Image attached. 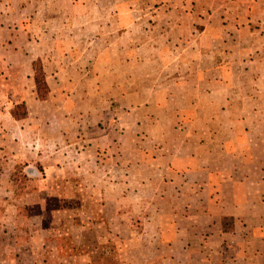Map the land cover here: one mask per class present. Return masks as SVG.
I'll list each match as a JSON object with an SVG mask.
<instances>
[{"label":"rangeland","instance_id":"obj_1","mask_svg":"<svg viewBox=\"0 0 264 264\" xmlns=\"http://www.w3.org/2000/svg\"><path fill=\"white\" fill-rule=\"evenodd\" d=\"M143 1L94 0L93 6L86 7L72 5L73 0H57V6L46 7L42 0H30V21L18 23L16 43L2 41L0 264H189L206 253L199 244L210 237L212 219L190 215L185 208L199 186L183 182L179 172L174 174L176 181L168 183L159 165L167 162L168 151L185 148L184 134L174 133V127L181 124L212 133L218 125L213 122L217 106L203 95L202 103L184 101V96L199 95L196 86L168 85L170 80L194 81L196 71L159 73L150 63L154 29L145 20L155 12ZM123 2L132 6L120 5ZM45 13L58 22L48 23L51 34L43 48ZM87 15L93 18L89 24ZM134 15L144 20L143 50L137 57L123 55V50L135 45L119 39L118 19ZM92 40L96 53L81 54ZM159 43L167 48L164 39ZM106 46L112 48L111 54L100 51ZM44 50L50 54L40 56ZM124 56L128 68L119 70ZM154 56L152 61L160 65L175 62L172 55ZM37 59L47 71L52 94L47 101L29 100L28 117L15 122L13 108L36 93L32 62ZM136 59L138 67L129 68ZM238 60L234 57L232 64ZM91 64L95 81L87 78ZM234 73L236 78L251 79ZM119 74L127 75L122 89L117 86ZM156 79L160 87H154ZM234 90L236 111L264 108L263 101L239 100V94L255 92L264 98V88ZM123 92L128 94L126 103L120 100ZM251 121L253 127L263 126L262 119ZM188 150L179 156L175 153L180 162L188 159ZM259 160L245 161L241 175ZM251 175L259 176L256 169ZM219 222L234 225L229 217Z\"/></svg>","mask_w":264,"mask_h":264},{"label":"crops","instance_id":"obj_2","mask_svg":"<svg viewBox=\"0 0 264 264\" xmlns=\"http://www.w3.org/2000/svg\"><path fill=\"white\" fill-rule=\"evenodd\" d=\"M42 1L46 7L57 6V0H54V4L50 0ZM143 2L151 4L155 12L154 16L145 20L154 29L150 36L154 40L149 52L150 63L154 64L159 73L164 70L175 73L196 71L198 78L194 81L183 78L179 82L170 80L168 85L173 86L174 82V86H196L199 95L193 98L184 96V101L202 103L201 95H203L212 105L217 106L213 122L218 125L212 133L205 130L206 128L193 129V126L185 128L181 124L174 127V133L184 134L185 148L168 151L167 162L159 165L166 173L168 183L176 181L174 174L179 172L183 182H193L199 186V191L194 193V199L187 200L186 211L190 215L204 214L212 219L208 226L210 237L207 236V239H203L199 244L206 253L199 259L190 260L189 264H264V108L255 106L257 109L252 108L247 113L244 111L245 108H242V113L240 109L236 111L238 100L237 95L234 94L236 87L264 88V0H144ZM72 5L91 7L94 5V0H73ZM120 5L132 6L131 3L125 2ZM1 7H4V13ZM29 7L30 0H0V48L4 46L2 41L5 42L7 39L13 44L16 43L17 33L20 32L18 23L30 21ZM84 18L88 24L93 20L91 15ZM52 19L47 13L42 17L44 41L40 47L47 46L46 39L51 34L48 23L58 22L57 19ZM9 22L11 24H7ZM143 22V17L138 15L128 19L122 16L118 19L119 39L125 41L129 39L135 45L134 48L123 50L121 52L123 55L130 54L137 57L142 52ZM89 27L88 25L85 30ZM102 33L105 37L107 32ZM163 39L168 42L166 49L159 45ZM27 41L31 44L29 37ZM92 42L94 41L85 46L81 54L96 53L91 46ZM100 51L111 54L112 48L106 46ZM14 52L20 55L19 50L14 49ZM22 52L27 53L24 49ZM45 54L50 53L44 50L39 55ZM164 54L174 56L175 62L160 65L157 61H152L154 55ZM234 57H239L236 64H232L231 61ZM126 62L127 57L124 56L120 61L119 70H127ZM92 66L93 64L91 68H86L87 71L92 72L87 78L95 81ZM137 67L136 59L129 68ZM235 71L246 74L251 79L236 78ZM28 74L30 77L33 75L32 71ZM46 76L48 78L47 71ZM101 79L102 77H97L98 81ZM103 79L106 83L107 78L103 77ZM118 79L117 86L120 89L127 86L126 74H119ZM158 81L159 79H156L154 87L161 86ZM74 85L77 83L74 82ZM135 86L139 87L136 82ZM36 94L33 92L30 98L25 96L26 105L29 100L33 102L38 99ZM239 95V100H247L254 104L264 102V98L257 92L252 95ZM127 96L128 94L123 92L120 100L126 103ZM157 101L160 102L161 99ZM219 119L225 121L218 122ZM252 119H262L263 126L253 127ZM20 121L15 120V122ZM222 123L224 125L221 126ZM219 125L221 127H218ZM193 138L196 139L195 144H190ZM187 150L188 159L180 162L175 153L179 156L180 151ZM206 156L208 157L205 158ZM158 159L161 158L158 157L155 161ZM258 159L260 160L255 164L254 169L241 175L245 161ZM255 169L258 178L251 175ZM211 188V192L207 191ZM224 217L232 219L234 225L223 226L219 219ZM214 238L217 240L213 241Z\"/></svg>","mask_w":264,"mask_h":264},{"label":"trees","instance_id":"obj_3","mask_svg":"<svg viewBox=\"0 0 264 264\" xmlns=\"http://www.w3.org/2000/svg\"><path fill=\"white\" fill-rule=\"evenodd\" d=\"M32 67L34 71V82L37 97L41 101H47L50 97L51 89L48 84L46 72L41 59L34 60L32 62ZM11 114L16 120L26 119L28 117L26 102L23 101L20 104H17L11 111Z\"/></svg>","mask_w":264,"mask_h":264}]
</instances>
